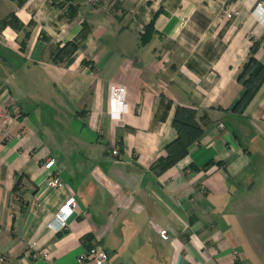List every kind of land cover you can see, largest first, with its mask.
Returning a JSON list of instances; mask_svg holds the SVG:
<instances>
[{
	"label": "crops",
	"instance_id": "crops-1",
	"mask_svg": "<svg viewBox=\"0 0 264 264\" xmlns=\"http://www.w3.org/2000/svg\"><path fill=\"white\" fill-rule=\"evenodd\" d=\"M255 1L0 0L21 22L0 29V100L19 109L0 133V264H78L92 243L105 264H264V79L230 111L252 42L264 64ZM65 41L74 51L52 61ZM111 83L125 87L117 118ZM177 104L203 132L155 174ZM49 157L61 186L45 184Z\"/></svg>",
	"mask_w": 264,
	"mask_h": 264
},
{
	"label": "trees",
	"instance_id": "trees-1",
	"mask_svg": "<svg viewBox=\"0 0 264 264\" xmlns=\"http://www.w3.org/2000/svg\"><path fill=\"white\" fill-rule=\"evenodd\" d=\"M17 4H21L23 0H16ZM10 25L13 28H19L21 22L16 16L9 12L4 17L0 18V29ZM145 33L152 29V19L145 25ZM147 38L145 34L141 37V42ZM75 49V44L72 41H65L61 46H56L51 54V60L58 62L64 57L71 54ZM256 43L252 42L248 48V54L240 64L236 73V79L242 85V91L238 98L233 102L230 111L233 113H241L249 102L253 94L256 92L261 82L264 79V64L254 57ZM196 110L192 107L177 104L174 108L171 118V126L175 130V137L165 145V154L157 156L150 164L149 169L157 174L167 167L171 166L176 160L181 158L187 151V146L196 141L203 132L201 123L197 121ZM204 117V113L200 118ZM15 181L13 189L17 187ZM88 237V235H85ZM88 247V246H87Z\"/></svg>",
	"mask_w": 264,
	"mask_h": 264
},
{
	"label": "built area",
	"instance_id": "built-area-1",
	"mask_svg": "<svg viewBox=\"0 0 264 264\" xmlns=\"http://www.w3.org/2000/svg\"><path fill=\"white\" fill-rule=\"evenodd\" d=\"M237 12L236 8H230L225 12V16L229 17L231 14ZM254 17L264 23V0H256L251 10ZM109 106L108 112L113 117H119L125 106V87L121 83H111L109 85ZM19 115V109L16 104H5L0 100V133L2 137H8L10 134L9 125ZM111 152L115 154L117 149L114 147ZM54 159L52 157L47 158L43 162V166L49 170V174L45 178V184L51 187H58L62 185L61 179L53 174L51 171L52 163ZM77 206V199L74 193L68 194L65 199L58 204L53 212V216L60 221L61 225L66 224L67 216L72 213ZM159 235L166 237L165 229H159ZM107 260V253L103 247L97 243L90 244L85 250L81 251L77 257L76 262L78 264H105Z\"/></svg>",
	"mask_w": 264,
	"mask_h": 264
}]
</instances>
